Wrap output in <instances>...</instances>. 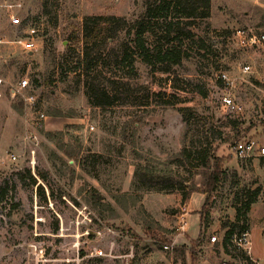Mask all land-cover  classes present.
<instances>
[{
  "label": "rangeland",
  "instance_id": "obj_1",
  "mask_svg": "<svg viewBox=\"0 0 264 264\" xmlns=\"http://www.w3.org/2000/svg\"><path fill=\"white\" fill-rule=\"evenodd\" d=\"M148 1L158 0H0V78L6 82L0 99V264H204L199 250L213 260L223 256L209 237H223L227 226L235 230L243 224L254 255L264 263V163L234 152L241 140L264 143V48L242 47L237 36L240 29L264 31V0H213L210 26L195 29L205 47L186 41L191 56L171 73L154 75L130 41L136 59L131 82L135 91L149 86L150 95L137 91V105L91 106L70 71L81 58L62 55L70 44L82 54L86 16L115 15L135 23ZM12 14L21 24H13ZM157 30H148V45L168 46L153 34ZM21 38L34 40L41 51L27 55L17 42ZM246 64L253 73H244ZM221 72L235 82L230 92L242 106L238 115L220 105ZM23 77L40 80L26 91L34 104L8 90ZM174 78L185 91L169 97ZM172 100L202 114L207 129L214 125L223 132L214 148L225 160V174L206 205L201 192L184 200L193 186L203 188L205 179L176 162L187 125L177 108L165 105ZM230 118L239 120L240 129L223 125ZM139 163L174 171L184 189H137ZM257 190L246 221H238L241 202ZM184 212L188 227L182 234Z\"/></svg>",
  "mask_w": 264,
  "mask_h": 264
},
{
  "label": "trees",
  "instance_id": "obj_2",
  "mask_svg": "<svg viewBox=\"0 0 264 264\" xmlns=\"http://www.w3.org/2000/svg\"><path fill=\"white\" fill-rule=\"evenodd\" d=\"M147 5V12L135 23L115 15L86 16L81 27L82 54H77L73 45L70 44L66 48L67 52L62 55V58L70 55L81 58L70 71L74 72L77 83L85 88V94L91 106L114 107L128 103L137 105L140 103L137 91L146 90L150 95L149 86L142 85L135 91L131 82L136 78V59L134 52L131 51L133 46L130 41H133L135 45V53L139 54L151 67L154 75L159 72L171 73L172 67L190 58L191 54L186 48V41L198 42L201 43V48L205 47V39L198 37L195 29L203 24L210 26L213 0H158L155 3L148 1ZM45 13L52 14L47 6ZM153 23H155L154 26L151 25ZM155 26L158 30L153 34L159 41L165 40L168 46L148 45L146 35L148 30H153ZM133 30H135L134 38L129 40L127 37L133 34ZM53 54L56 59L57 55L55 52ZM178 79H173L172 93L169 97H178L185 91L177 88ZM33 84L36 87L39 86V78L34 77ZM165 105L177 108L187 125L186 142L176 159L178 166L189 165L195 169L193 177L202 175L205 179L204 187L193 186L192 190L184 194V200L187 202L193 192H201L206 194V205L225 174V160L216 155L214 148V141L219 138L222 140L223 132L218 128L219 126L214 125L207 129V119L191 106H179V103L173 100L165 102ZM223 125L240 129L241 123L237 119L230 118L227 123L223 122ZM174 173L172 170L161 172L152 165L139 163L135 169L134 186L141 190L184 189V182L176 180ZM248 193L237 209L238 221H246L247 213L256 202L259 192L257 190ZM227 227L228 230L224 234L226 240L234 231L233 228ZM241 227L249 230L245 224Z\"/></svg>",
  "mask_w": 264,
  "mask_h": 264
},
{
  "label": "built area",
  "instance_id": "obj_3",
  "mask_svg": "<svg viewBox=\"0 0 264 264\" xmlns=\"http://www.w3.org/2000/svg\"><path fill=\"white\" fill-rule=\"evenodd\" d=\"M12 22L15 25L21 24V19L15 14L11 15ZM31 35L36 34V29L32 28ZM237 36L242 47H263L264 48V31L260 34H250L246 30L240 29L237 32ZM19 44L24 48L27 55L33 56L34 54L39 53L41 48L39 45L31 39H19L17 40ZM264 68V67H263ZM244 73H253V67L251 64H246L243 68ZM220 81L224 85L223 93L220 96V105L228 114L238 115L242 113V106L236 102L235 97L230 92V89L235 85L234 80L226 72H221ZM6 85V82L3 78H0V99L5 96L6 91L3 90V87ZM32 87V83L28 77H23L19 80L17 86L10 85L8 90L11 93L13 98L18 96L23 97V101L27 104H34L35 97L33 95H26V91ZM41 120L46 118L44 113L40 114ZM31 139L33 144H38V137L31 136L28 137ZM234 152L242 158L247 157H257L262 162H264V143H259L255 139H245L238 141L234 145ZM12 158L17 160V156L13 155ZM188 221L186 220V214L180 216V223L178 229L182 234L187 232ZM210 244L215 247L219 246L221 254L223 256L217 257L216 260L211 259L210 257L201 255V261L204 264H260L259 260L254 258L252 252L251 244V233L249 230L242 229L239 227L235 229L229 238L226 240L225 235L220 237L218 234H213L209 237ZM173 244H165V249H172Z\"/></svg>",
  "mask_w": 264,
  "mask_h": 264
},
{
  "label": "crops",
  "instance_id": "obj_4",
  "mask_svg": "<svg viewBox=\"0 0 264 264\" xmlns=\"http://www.w3.org/2000/svg\"><path fill=\"white\" fill-rule=\"evenodd\" d=\"M252 252H253V251H252ZM253 256H254V258H256L257 260H259L260 264H264L263 261H261V259H260L259 257H257V256L254 255V253H253Z\"/></svg>",
  "mask_w": 264,
  "mask_h": 264
}]
</instances>
